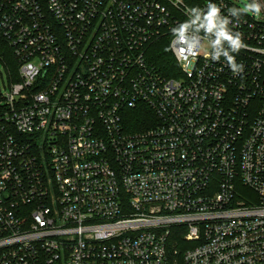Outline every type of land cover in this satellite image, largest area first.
Returning a JSON list of instances; mask_svg holds the SVG:
<instances>
[{"label":"built area","instance_id":"2783aa9c","mask_svg":"<svg viewBox=\"0 0 264 264\" xmlns=\"http://www.w3.org/2000/svg\"><path fill=\"white\" fill-rule=\"evenodd\" d=\"M189 2L0 0V264H264V8L234 74Z\"/></svg>","mask_w":264,"mask_h":264},{"label":"clouds","instance_id":"9594fccd","mask_svg":"<svg viewBox=\"0 0 264 264\" xmlns=\"http://www.w3.org/2000/svg\"><path fill=\"white\" fill-rule=\"evenodd\" d=\"M262 8L264 4H261L259 0H251L243 7L229 8V15L225 16L221 13V5L209 0L205 9L199 7L189 9L190 19L172 29L175 42L184 48H198L200 41L207 39L211 48L208 54L211 58L218 61L224 57L230 70L234 74H239L244 66L236 62L233 53H239L247 45L244 43L242 33L233 29L238 26L239 18L244 13H250L259 18ZM230 17L236 18L235 24ZM201 32L204 36L200 35Z\"/></svg>","mask_w":264,"mask_h":264},{"label":"trees","instance_id":"16d2710c","mask_svg":"<svg viewBox=\"0 0 264 264\" xmlns=\"http://www.w3.org/2000/svg\"><path fill=\"white\" fill-rule=\"evenodd\" d=\"M187 3H190L191 0H185ZM169 41L167 39L158 42L157 44L153 45L151 48L152 54L155 56V63L162 69L170 68L172 70H178L177 64L170 53L169 50ZM11 66L12 75L16 81L17 72L15 66V58L13 56L12 48L9 44L0 36V66L6 67ZM131 120L134 122L135 125L139 126L141 123H147L149 119L154 118L151 112L147 109L146 111H131L129 112ZM142 126V125H141Z\"/></svg>","mask_w":264,"mask_h":264},{"label":"rangeland","instance_id":"374dc122","mask_svg":"<svg viewBox=\"0 0 264 264\" xmlns=\"http://www.w3.org/2000/svg\"><path fill=\"white\" fill-rule=\"evenodd\" d=\"M237 4H239L240 7H243V5L246 3V2H250L249 0H234ZM250 14V13H248ZM250 15H253V14H250ZM208 47L209 45L206 44L205 45V51H208ZM0 72L2 75H5V72H4V67L3 66H0ZM3 87V86H2Z\"/></svg>","mask_w":264,"mask_h":264}]
</instances>
